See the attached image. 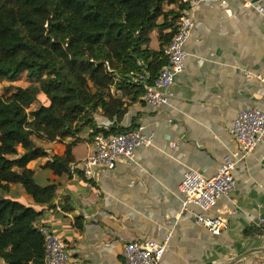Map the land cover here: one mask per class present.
Returning a JSON list of instances; mask_svg holds the SVG:
<instances>
[{"label":"crops","instance_id":"obj_1","mask_svg":"<svg viewBox=\"0 0 264 264\" xmlns=\"http://www.w3.org/2000/svg\"><path fill=\"white\" fill-rule=\"evenodd\" d=\"M256 6L264 8V0H222L184 9L195 26L185 47V73L170 88L168 105L154 109L141 99H123L128 107L119 126L154 134L153 146L139 147L134 161L99 169L91 180L79 171L56 175L44 169L47 158L28 165L40 186L56 187L52 207L35 205L20 187L13 188L12 197L42 211L38 225L67 245L70 259L124 264L127 243L163 242L169 235L160 264H264V251L236 261L264 249V230L255 232L264 229V141L237 167L235 189L212 212L227 223L219 235L181 212L178 192L188 171L216 175L224 155L235 149L232 126L239 112L264 111V13ZM180 7L164 4L163 10ZM152 38L158 50L157 34ZM96 121L99 127L111 126L101 112ZM88 135L37 145L49 157L63 156L70 145L77 164L90 152Z\"/></svg>","mask_w":264,"mask_h":264},{"label":"trees","instance_id":"obj_2","mask_svg":"<svg viewBox=\"0 0 264 264\" xmlns=\"http://www.w3.org/2000/svg\"><path fill=\"white\" fill-rule=\"evenodd\" d=\"M177 1L0 0V82L23 76L29 82L0 96V260L5 264H44L37 229L42 211L15 200L12 191L20 187L35 205L50 208L56 187L40 186L28 165L47 158L44 169L70 175L74 163L70 145L63 156L49 157L37 142L78 141L83 132L92 141L133 129L119 126L128 107L123 99L136 102L144 94L130 75L146 67L155 78L165 65L163 50L185 7L165 12L163 6ZM155 33L158 50L150 47ZM99 112L110 127L98 126Z\"/></svg>","mask_w":264,"mask_h":264},{"label":"built area","instance_id":"obj_3","mask_svg":"<svg viewBox=\"0 0 264 264\" xmlns=\"http://www.w3.org/2000/svg\"><path fill=\"white\" fill-rule=\"evenodd\" d=\"M222 0H178L187 8L200 4H209ZM258 13L264 8L256 6ZM194 21L182 11V16L175 25V33L163 50L166 63L155 78L144 67L140 72L130 75V82L140 86L144 94L140 98L147 106L159 109L169 103V90L177 79L185 73V47L190 40ZM233 151H228L222 164L213 177H205L196 171L185 173L178 187L181 212L188 213L196 226L204 228L211 235H219L227 228V223L220 217L212 215L218 201L229 195L236 186L235 171L248 156L264 141V111L250 108L239 112L233 120ZM154 134H145L137 129H130L114 135H97L91 142L90 152L85 159L72 164L71 172L79 171L91 180L97 170H113L121 160L134 161L135 151L139 147L153 146ZM196 209H191L190 207ZM44 240V264H80L69 258L67 245L44 226H37ZM167 235L163 242L153 239L132 241L123 249L124 264H160L169 243Z\"/></svg>","mask_w":264,"mask_h":264},{"label":"rangeland","instance_id":"obj_4","mask_svg":"<svg viewBox=\"0 0 264 264\" xmlns=\"http://www.w3.org/2000/svg\"><path fill=\"white\" fill-rule=\"evenodd\" d=\"M151 43L152 44L150 45V47L152 46V49L157 48V42L155 38H152ZM28 84L29 82H27L25 76H23L22 78H19V80H16L14 82H8V81L3 80L0 82V96H8L13 91L14 87H17V86L24 87V86H27Z\"/></svg>","mask_w":264,"mask_h":264},{"label":"water","instance_id":"obj_5","mask_svg":"<svg viewBox=\"0 0 264 264\" xmlns=\"http://www.w3.org/2000/svg\"><path fill=\"white\" fill-rule=\"evenodd\" d=\"M257 251H264V249H253V250H251V251H248V252L242 254L241 256H239V257L236 259V261L240 260L241 258H243V257H245V256H248V255L251 254V253L257 252Z\"/></svg>","mask_w":264,"mask_h":264}]
</instances>
